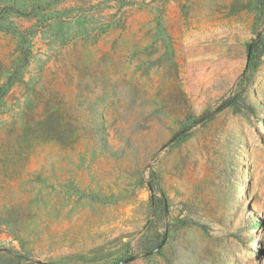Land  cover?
I'll return each mask as SVG.
<instances>
[{
	"label": "rangeland",
	"instance_id": "obj_1",
	"mask_svg": "<svg viewBox=\"0 0 264 264\" xmlns=\"http://www.w3.org/2000/svg\"><path fill=\"white\" fill-rule=\"evenodd\" d=\"M0 264H264V0H0Z\"/></svg>",
	"mask_w": 264,
	"mask_h": 264
},
{
	"label": "trees",
	"instance_id": "obj_2",
	"mask_svg": "<svg viewBox=\"0 0 264 264\" xmlns=\"http://www.w3.org/2000/svg\"><path fill=\"white\" fill-rule=\"evenodd\" d=\"M261 39H262V34L259 32L257 36L252 39L246 49V55H248L246 63H245V68L247 67H255L257 65V59L259 56V50H260V45H261ZM213 113L211 114H205L203 116H200L192 121L190 125L186 127V129L182 130L181 133L185 132L187 128L198 124V123H203L206 120H208ZM151 177H152V182L150 185L151 193H150V202H151V207L153 211L156 210L157 206H160L162 209L163 214L166 216L168 214V202L165 194L162 192L159 183L157 181V176L154 170L151 171ZM154 190L160 193V195H157Z\"/></svg>",
	"mask_w": 264,
	"mask_h": 264
},
{
	"label": "water",
	"instance_id": "obj_3",
	"mask_svg": "<svg viewBox=\"0 0 264 264\" xmlns=\"http://www.w3.org/2000/svg\"><path fill=\"white\" fill-rule=\"evenodd\" d=\"M247 57H248V55H246V60H247Z\"/></svg>",
	"mask_w": 264,
	"mask_h": 264
}]
</instances>
